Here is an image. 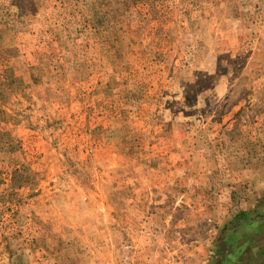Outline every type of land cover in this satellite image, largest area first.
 <instances>
[{"label":"rangeland","instance_id":"rangeland-1","mask_svg":"<svg viewBox=\"0 0 264 264\" xmlns=\"http://www.w3.org/2000/svg\"><path fill=\"white\" fill-rule=\"evenodd\" d=\"M0 264H264V0H0Z\"/></svg>","mask_w":264,"mask_h":264}]
</instances>
